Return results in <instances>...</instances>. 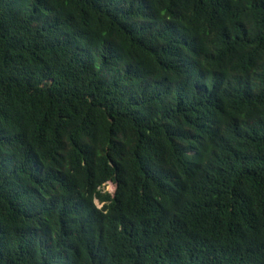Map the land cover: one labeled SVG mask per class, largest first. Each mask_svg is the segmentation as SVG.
Returning <instances> with one entry per match:
<instances>
[{"label":"trees","instance_id":"16d2710c","mask_svg":"<svg viewBox=\"0 0 264 264\" xmlns=\"http://www.w3.org/2000/svg\"><path fill=\"white\" fill-rule=\"evenodd\" d=\"M0 264H264V0H0Z\"/></svg>","mask_w":264,"mask_h":264},{"label":"rangeland","instance_id":"374dc122","mask_svg":"<svg viewBox=\"0 0 264 264\" xmlns=\"http://www.w3.org/2000/svg\"><path fill=\"white\" fill-rule=\"evenodd\" d=\"M103 189L106 190V191H109V192H113V189H114V184L111 183V182H107L103 185ZM94 202L100 206L101 204L97 202V200H94Z\"/></svg>","mask_w":264,"mask_h":264}]
</instances>
